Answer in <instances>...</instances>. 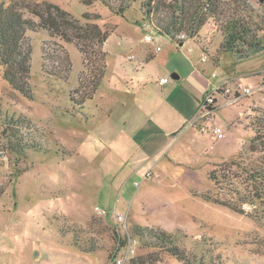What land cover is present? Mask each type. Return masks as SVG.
<instances>
[{
    "label": "rangeland",
    "instance_id": "1",
    "mask_svg": "<svg viewBox=\"0 0 264 264\" xmlns=\"http://www.w3.org/2000/svg\"><path fill=\"white\" fill-rule=\"evenodd\" d=\"M84 1L0 0L2 9L16 2L30 23L52 24L26 33L30 99L0 73V242L7 264H113L126 232L136 246L125 264L149 254L157 264H182L144 249L128 232L132 225L176 238L191 264H264V153L237 154L264 128V51L248 60L227 53L215 61L222 40L215 21L177 45L146 29L147 0H112L115 8L126 7L123 16L99 0ZM235 1L245 19L264 29V1ZM59 11L73 24L61 25ZM104 51L105 75L93 99L78 108L71 101L78 77ZM61 56L69 62L66 79L45 72L61 73ZM194 71L207 80L215 73L213 85L240 91L237 102L224 105L215 94L216 109L201 116L212 90L201 98L189 82ZM11 118L20 122L13 135L23 134L16 150L17 138L5 130ZM199 126H216L225 137L216 141ZM212 172L218 184L209 179ZM117 215L126 230L116 228ZM76 244L97 249L82 252Z\"/></svg>",
    "mask_w": 264,
    "mask_h": 264
},
{
    "label": "trees",
    "instance_id": "2",
    "mask_svg": "<svg viewBox=\"0 0 264 264\" xmlns=\"http://www.w3.org/2000/svg\"><path fill=\"white\" fill-rule=\"evenodd\" d=\"M99 1L118 16H123L126 10L124 6L116 7V9L114 7L115 3L112 0ZM242 1H244V4L246 3V0ZM84 2L87 5H91L94 0H85ZM165 2L166 0H147L143 7V20L147 19L146 24L149 26V29L169 37L177 45H180L184 41L179 40V36L184 35L186 39H195L208 21L212 20L216 22L215 24L219 27L222 36L221 43L216 49V55L214 56L215 61L227 53H232L238 60H248L264 51V29L255 25L253 26L252 23L245 19L240 13V5L235 4V0H173L170 3ZM154 13H156V17H154L155 15L153 16ZM59 15L61 18L58 21L61 25L73 24L74 20L70 21L66 19V13L59 11ZM83 18L87 20L88 15H84ZM75 22L76 24L78 23V21ZM51 27L52 24L46 20L41 21L40 24H35L22 19L16 2H11L7 8L2 9V6H0L1 77L12 89L25 98H31V91L28 84L30 77L31 45L26 33L28 31L36 32L39 29L49 30ZM105 41L106 35L102 39L101 44ZM203 50L201 48L202 55H205L206 53ZM106 56L107 53L104 51L100 59L94 56L90 63H85L84 70L86 71L85 73L81 72V75L78 77V87L75 90V95L71 96V101L78 108H82L87 101L93 99L95 91L102 77L105 75L106 64L104 59ZM61 57L64 60L65 66L61 73L45 71V66L42 67L46 73L66 79L69 71V62L66 56ZM41 58L44 59V56H41ZM210 110L212 112L215 108ZM19 125L20 122L13 121L12 118L5 123V130L8 133L7 136L9 137L10 134L13 135L12 132L18 134L20 129ZM13 136L17 140L15 141L14 138L12 140L13 143L10 142L12 144L11 148H15L16 150V148L22 145L23 134ZM249 152L264 153V128L262 130H256L249 142L240 146V150L237 153L238 158L241 159ZM235 162L233 161L231 165ZM254 172L257 173L258 170L254 169ZM223 175L225 176V174ZM209 179L214 181L215 184L219 183L213 172L209 174ZM202 197L207 201H211L207 196ZM130 229L133 236L141 240L144 249L163 251L177 257L182 264H191L187 260L186 254L183 253L184 250H181L177 245L176 238L153 227L132 225L131 228L129 227L128 232H130ZM95 245L91 244L87 248H81L77 244L75 246L82 252H93L97 249ZM123 245V239L119 238V244L115 252L121 250ZM112 258L113 255H111V262ZM131 264H157V260L153 254H149L133 259ZM201 264L216 263L202 262Z\"/></svg>",
    "mask_w": 264,
    "mask_h": 264
},
{
    "label": "built area",
    "instance_id": "3",
    "mask_svg": "<svg viewBox=\"0 0 264 264\" xmlns=\"http://www.w3.org/2000/svg\"><path fill=\"white\" fill-rule=\"evenodd\" d=\"M144 26L146 27V29H149V26H147V24H145ZM183 38H185L184 35H181L178 37L179 40H183ZM146 41L153 42L154 39L152 36H147ZM206 59H207V56L202 55L201 61H205ZM211 77L213 79L216 78V74L215 73L212 74ZM160 82L162 84H164L167 82V80L162 79ZM211 90H212V92H210L208 95H206L205 98L203 99V102H202L203 108H202L201 116H203V114L205 115V114L211 113L210 109L214 108V106L217 105L215 94L221 93V95L223 96V99L225 100V105H231V104L237 102L239 97H235V96L240 93V91L231 92L228 88H226L225 84H221L219 86H214V87H212ZM241 92L243 93V95H246V96L251 94V91L248 88H243ZM198 130L201 133L211 134L214 140H221L225 137V132L216 126H199ZM0 157L4 158L5 153L1 152ZM115 221H116L115 222L116 228L123 229V227H125V230L127 229V225H125V222H124L125 219H124L123 215L115 216ZM123 225H125V226H123ZM122 239L124 242L123 248H121V250H119V251L115 252V254H113L114 255L112 258L113 264H125L127 256L135 254L134 247L136 246V240L134 238H132L129 235V233H127V232L122 237ZM122 250L124 251L125 254L122 256L118 255V253Z\"/></svg>",
    "mask_w": 264,
    "mask_h": 264
},
{
    "label": "crops",
    "instance_id": "4",
    "mask_svg": "<svg viewBox=\"0 0 264 264\" xmlns=\"http://www.w3.org/2000/svg\"><path fill=\"white\" fill-rule=\"evenodd\" d=\"M201 59H202V56H201ZM206 61V60H205ZM205 61H201V62H205ZM176 75V74H174ZM177 76V75H176ZM212 76V75H211ZM178 79H179V76H178ZM213 78L210 77L208 80L206 78H203V76L201 74H199L197 71L193 72L192 75H191V79L189 82H192L193 86L199 90L200 94H201V98H203L207 92L212 89V87H214L215 85L217 84H212L211 83V80ZM259 83V82H258ZM224 84V83H222ZM264 85H262L261 87H263ZM207 91V92H206ZM204 99V98H203ZM225 102V100H224ZM225 105V103H224ZM216 109V107H214ZM222 140V139H221ZM217 141V140H216ZM1 217L3 216V213H0ZM2 245V247H1ZM0 264H7V257H6V254H5V250H4V246L3 244L0 242Z\"/></svg>",
    "mask_w": 264,
    "mask_h": 264
},
{
    "label": "water",
    "instance_id": "5",
    "mask_svg": "<svg viewBox=\"0 0 264 264\" xmlns=\"http://www.w3.org/2000/svg\"><path fill=\"white\" fill-rule=\"evenodd\" d=\"M173 78H174V79H178V76H176V75H173Z\"/></svg>",
    "mask_w": 264,
    "mask_h": 264
}]
</instances>
